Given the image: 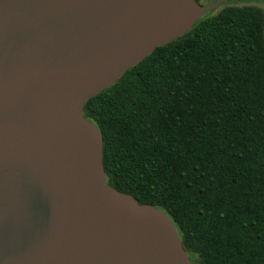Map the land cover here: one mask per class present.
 <instances>
[{
  "label": "water",
  "instance_id": "obj_1",
  "mask_svg": "<svg viewBox=\"0 0 264 264\" xmlns=\"http://www.w3.org/2000/svg\"><path fill=\"white\" fill-rule=\"evenodd\" d=\"M226 0H0V264H197L108 185L86 103Z\"/></svg>",
  "mask_w": 264,
  "mask_h": 264
},
{
  "label": "trees",
  "instance_id": "obj_2",
  "mask_svg": "<svg viewBox=\"0 0 264 264\" xmlns=\"http://www.w3.org/2000/svg\"><path fill=\"white\" fill-rule=\"evenodd\" d=\"M211 13L84 116L108 185L168 214L192 262L264 264V10Z\"/></svg>",
  "mask_w": 264,
  "mask_h": 264
},
{
  "label": "flooded vegetation",
  "instance_id": "obj_3",
  "mask_svg": "<svg viewBox=\"0 0 264 264\" xmlns=\"http://www.w3.org/2000/svg\"><path fill=\"white\" fill-rule=\"evenodd\" d=\"M200 6H202L203 8H208L210 7L212 4H218L221 0H195ZM240 0H226V2L222 3L221 5H219L218 8L210 11V12H215L216 10L220 9L223 6H228V5H232L234 3L239 2ZM256 1V0H253Z\"/></svg>",
  "mask_w": 264,
  "mask_h": 264
},
{
  "label": "rangeland",
  "instance_id": "obj_4",
  "mask_svg": "<svg viewBox=\"0 0 264 264\" xmlns=\"http://www.w3.org/2000/svg\"><path fill=\"white\" fill-rule=\"evenodd\" d=\"M232 5H237V6H257L260 7L264 10V0H240L237 3H234ZM226 6L221 7L220 9L216 10L215 12L211 13V16L217 15L223 8Z\"/></svg>",
  "mask_w": 264,
  "mask_h": 264
}]
</instances>
